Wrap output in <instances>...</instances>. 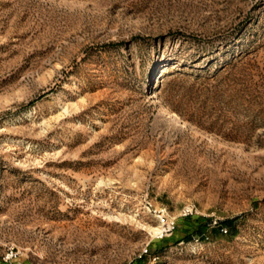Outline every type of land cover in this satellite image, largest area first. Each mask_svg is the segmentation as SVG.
Masks as SVG:
<instances>
[{"label": "rangeland", "instance_id": "rangeland-1", "mask_svg": "<svg viewBox=\"0 0 264 264\" xmlns=\"http://www.w3.org/2000/svg\"><path fill=\"white\" fill-rule=\"evenodd\" d=\"M0 264H264V0H0Z\"/></svg>", "mask_w": 264, "mask_h": 264}, {"label": "bare ground", "instance_id": "bare-ground-1", "mask_svg": "<svg viewBox=\"0 0 264 264\" xmlns=\"http://www.w3.org/2000/svg\"><path fill=\"white\" fill-rule=\"evenodd\" d=\"M170 60H172V58H171ZM152 98H154V99L152 100L151 103H157V102H158V99H159V96H158V94H154V95L152 96ZM169 117H170L171 119L177 121V122H181L183 125L186 124L183 120H181V119H180L175 113H173V112H170V113H169Z\"/></svg>", "mask_w": 264, "mask_h": 264}]
</instances>
